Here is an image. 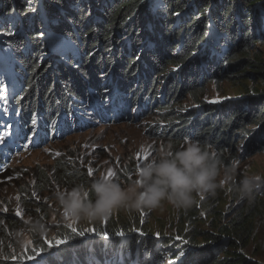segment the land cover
<instances>
[{
    "label": "trees",
    "instance_id": "trees-1",
    "mask_svg": "<svg viewBox=\"0 0 264 264\" xmlns=\"http://www.w3.org/2000/svg\"><path fill=\"white\" fill-rule=\"evenodd\" d=\"M39 7L44 18H39ZM9 17L16 28L8 24ZM1 27L2 47L21 86L16 100L20 142L33 133L40 142L51 134L58 137L62 128L57 121L72 120V130L82 127L75 108L83 120V104L95 96L88 90L101 94L113 87L118 92L112 102L115 111L108 100L102 105L114 114L127 106L118 116L121 120L135 107L138 113L153 102L166 125L161 134L171 145L198 141L218 154L223 165L241 151L247 157L264 154V91L253 88L264 85V50L257 48L264 46V0H0ZM46 31L62 35L77 57H46ZM26 43L35 48L26 53ZM213 83L229 84L249 96L209 105L203 97L206 85ZM186 98L192 107H182ZM241 140L244 147L238 150ZM53 173L58 185L77 181L63 162L55 164ZM89 196L94 198L92 192ZM239 202L243 205L228 211H234L228 221L219 192L196 200L188 210L177 209L183 228L164 241L137 235L113 218L107 225H92L83 235L60 225L50 240L59 241L58 248L38 238L36 249H27L15 261L0 252V264H23L41 254L49 256L39 264H63L73 252L87 249H92L96 264H257L244 249L256 218L264 214V188L256 189L251 203ZM14 222L0 214L2 237L11 236ZM121 232L130 239L122 240ZM74 258L80 264L93 259L90 254Z\"/></svg>",
    "mask_w": 264,
    "mask_h": 264
},
{
    "label": "rangeland",
    "instance_id": "rangeland-1",
    "mask_svg": "<svg viewBox=\"0 0 264 264\" xmlns=\"http://www.w3.org/2000/svg\"><path fill=\"white\" fill-rule=\"evenodd\" d=\"M39 13L40 18L45 17L41 7H39ZM8 19V24L12 28H16L17 23L11 17ZM2 30L1 27L0 59L7 54L9 60L0 63V106L3 105V98L6 95L9 97L12 109L17 110L16 100L21 95V86L18 87L17 83L11 95L5 94L6 81H11V78L8 79V71L15 66L7 50L2 47ZM48 36L52 40H49ZM43 40H45L43 48H45V51H50V54L47 53L46 57L60 55L62 60L71 56L77 57L74 46L66 41L62 35L46 31ZM3 46L5 45L3 44ZM34 48L35 44L26 43L25 51L28 53ZM257 48L264 50V46L261 45H257ZM15 75L18 76L16 73ZM253 88L264 91V85L262 87L256 85ZM241 91V89L231 88L226 83L208 84L205 87L203 101L209 105H215L232 99H244L249 96ZM88 93L95 94V104L97 103L98 107L85 106L83 120H81L75 108L76 115L74 116H76L77 123L82 127L75 126L76 129L72 130L70 127L73 123L72 120L66 123L63 122V125L57 121L56 124L60 125L62 131L57 134L58 137L51 134L43 142L38 141L33 133L28 139L23 140L20 145L14 143L10 129L12 118L3 121V116H1L0 149H2L3 158H0V214L9 215L11 221H15L10 228L13 232H11L10 237L0 235V252L7 253V260L15 261L27 249H36L34 245L38 238L45 242L49 248H58L59 241L55 240L52 243L50 240H54L55 231L60 225L71 226L70 228H75L76 232L83 231V234H88L92 225H107L109 219L113 218L116 223L129 226V231H134L137 235H141V232H143L147 234L144 237L151 238L154 235V237H161L163 241L166 240L165 236H175L176 232L183 228L177 219V209L166 200L162 201L160 206L155 209L141 208L132 213L117 209L103 220L91 222L74 220L63 212L56 199L57 193H67L76 186L90 188L91 183L101 175L119 183L122 188L132 187L133 182L138 179V168L156 157L157 151L169 144L166 135L161 134L160 131L161 128L165 129L166 125L165 123L161 124L159 112L154 108L153 102L148 108L145 104L142 105V111L138 113L136 112L137 107H135L124 119L118 120V116L121 115L111 113L108 107L102 105L104 100H108L111 108L115 111L112 102L118 92L113 87L104 90L101 94L90 88ZM106 93H111V95L108 96ZM192 105L190 99L186 98L182 107H192ZM121 106L123 105L121 104ZM122 112H127V106L122 108ZM101 113L107 119L100 117ZM242 142L241 140L238 150L244 147ZM183 145L184 141L178 145H172V149L178 150ZM231 147L235 149L236 144L231 145ZM212 152L215 156H218L214 151ZM58 162L68 164L69 168L73 170V174L76 175L75 179L77 181L68 182L67 185L62 186L56 184L54 180L55 173L53 172L55 164ZM233 165H235V170L230 173L233 179L225 182L223 187L216 190V192H219L221 200L220 208L227 211V221L234 216V211H228L232 207L243 205L240 204V199L234 191V186L239 183L243 176L260 175L262 179L257 189L264 188L263 153L247 157L245 151L238 152L235 159L230 160L224 167L231 169ZM90 171L91 175H89ZM224 174V168H221L218 180L222 181ZM90 193L91 191L88 192L87 198L94 199L90 198ZM212 196L213 194L210 193L195 194V199L206 201ZM212 199L214 201L218 197ZM26 200H28L27 204H25ZM4 208H7V211H3ZM16 210L22 212L23 219L15 216ZM200 216H203L202 212ZM29 219L43 223L45 233L36 234L33 232ZM3 226L8 228L6 225ZM198 226L208 229L206 224L200 223ZM18 229H24L27 236L22 247L17 246L14 237V233ZM87 254H90L93 259L89 262L83 261V264H96L92 249H87L83 254L73 252L70 255L71 261L63 264H80L75 260L74 255L85 256ZM244 254L257 264H264V214L256 218L254 234L249 240L248 246L244 249Z\"/></svg>",
    "mask_w": 264,
    "mask_h": 264
},
{
    "label": "clouds",
    "instance_id": "clouds-1",
    "mask_svg": "<svg viewBox=\"0 0 264 264\" xmlns=\"http://www.w3.org/2000/svg\"><path fill=\"white\" fill-rule=\"evenodd\" d=\"M221 168L225 173L222 181L218 180ZM234 170L235 165L231 169L224 167L209 147L186 139L178 150H173L170 143L159 149L156 157L138 168V179L132 187L122 188L119 183L101 175L90 188L76 186L67 193H57L56 199L63 212L77 221L103 220L117 209L126 213L141 208L155 209L165 200L178 210H188L196 203L195 194L214 195L225 182L233 179L230 173ZM261 179L260 175L243 176L234 186L237 197L251 203ZM89 191L94 199L87 198ZM29 224L36 234L45 233L43 223L29 219ZM14 237L18 247H22L27 239L24 229H18ZM121 238L130 239L127 235H121Z\"/></svg>",
    "mask_w": 264,
    "mask_h": 264
},
{
    "label": "bare ground",
    "instance_id": "bare-ground-1",
    "mask_svg": "<svg viewBox=\"0 0 264 264\" xmlns=\"http://www.w3.org/2000/svg\"><path fill=\"white\" fill-rule=\"evenodd\" d=\"M0 63H2V60L1 59H0ZM8 79H9V77H8ZM17 83L19 85V80L17 78L16 79H12L10 82L7 80L6 81V84H5L6 85V92H5V94L11 95L13 89L17 86ZM101 86H103V84ZM104 89H106V88H104ZM94 97H92V99ZM3 99H4V103H3L2 106H0V120H1V116H3V121L8 120L10 117L12 118L11 126L14 129V131H15V134H14L15 137H14V139L12 138V140L14 141V143H18L19 144V141L20 140L18 139V135H17V124H18L17 113L14 111V109H12V107H11V105L9 103V97H7L5 95V97ZM90 101L87 102V105H90L91 107H98V104L97 103L95 104V102H92V105H91L89 103ZM87 105L86 104H83V107H85ZM103 106H106V104H103ZM121 114L124 115L125 113L124 112L121 113L119 111V115H121ZM0 157H2V149H0ZM37 257L39 259H41L42 257H44V255L41 254V255H38ZM37 257L35 259H33V260L31 259L29 261L23 262V264H30L34 260H36Z\"/></svg>",
    "mask_w": 264,
    "mask_h": 264
},
{
    "label": "snow or ice",
    "instance_id": "snow-or-ice-1",
    "mask_svg": "<svg viewBox=\"0 0 264 264\" xmlns=\"http://www.w3.org/2000/svg\"><path fill=\"white\" fill-rule=\"evenodd\" d=\"M41 35H44V34L41 33ZM32 123L35 124L36 121L33 120ZM91 174H92V173H91V171H90V172H89V175H91ZM2 210H3V211H7V208H4V209H2ZM15 216L20 217L21 219H23V214H22V212H21L20 210H16V211H15ZM69 227H71V226H69ZM72 231L76 232L77 230H76L75 228H73ZM77 234H79V235H83V231H80V232H78ZM105 235H106V234H105ZM120 235H123V233L121 232ZM61 243H66V241L61 240ZM181 254H182V253H181Z\"/></svg>",
    "mask_w": 264,
    "mask_h": 264
},
{
    "label": "water",
    "instance_id": "water-1",
    "mask_svg": "<svg viewBox=\"0 0 264 264\" xmlns=\"http://www.w3.org/2000/svg\"><path fill=\"white\" fill-rule=\"evenodd\" d=\"M53 254V253H52ZM47 256H49V255H47V254H45V256L44 257H42L43 259L44 258H46ZM37 261H40V259L38 258V260Z\"/></svg>",
    "mask_w": 264,
    "mask_h": 264
}]
</instances>
